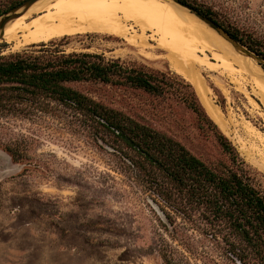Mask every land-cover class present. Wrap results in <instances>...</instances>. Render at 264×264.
<instances>
[{"label": "rangeland", "instance_id": "rangeland-1", "mask_svg": "<svg viewBox=\"0 0 264 264\" xmlns=\"http://www.w3.org/2000/svg\"><path fill=\"white\" fill-rule=\"evenodd\" d=\"M8 1L0 0V8ZM186 1L212 7L244 34L264 38V0ZM186 11L182 14L199 21ZM24 12L21 8L15 13ZM77 35L90 48L82 49L73 40L66 52L102 54L106 59L143 64L184 79L170 67L165 53L144 54L123 38L105 34L65 37ZM216 41L228 47L221 39ZM30 46L13 50L0 43V55ZM212 53L221 54L218 49ZM242 58L244 70L234 65V70L242 69L236 74L212 60L218 70L202 71L201 76L208 98L228 120L225 128L216 123L218 129L264 180V172L243 154L248 123L264 133V104L255 86L256 80L264 83V70L255 60ZM76 87L177 140L211 168L228 165L213 137L174 100L101 84ZM7 149L13 150L16 160ZM169 216L118 157L95 146L86 135L71 132L62 120L42 114L0 118V264H240L222 246L173 214Z\"/></svg>", "mask_w": 264, "mask_h": 264}, {"label": "trees", "instance_id": "trees-1", "mask_svg": "<svg viewBox=\"0 0 264 264\" xmlns=\"http://www.w3.org/2000/svg\"><path fill=\"white\" fill-rule=\"evenodd\" d=\"M23 1L9 0L0 8V17ZM179 1L264 59V38L244 34L212 7ZM73 40L82 49L90 48L77 35L0 55V118L42 114L62 120L71 132L86 135L95 146L118 157L167 216L173 214L198 230L240 264H264V180L207 115L195 87L143 64L85 51L66 52ZM98 84L131 88L183 105L199 128L213 137L228 165L211 168L177 140L76 87ZM7 150L16 160L13 150Z\"/></svg>", "mask_w": 264, "mask_h": 264}, {"label": "bare ground", "instance_id": "bare-ground-1", "mask_svg": "<svg viewBox=\"0 0 264 264\" xmlns=\"http://www.w3.org/2000/svg\"><path fill=\"white\" fill-rule=\"evenodd\" d=\"M165 1L171 5L162 0H39L4 26L0 22V43L17 50L65 36L96 33L121 37L144 54L147 51L153 56L165 53L174 72L195 87L210 117L225 128L228 120L208 98L201 72L218 70L212 62L215 60L219 66L236 74L243 69L240 62H244L243 56L239 57L238 52L211 29L231 50L219 44L216 40L220 39L214 38L204 22L199 20L198 23L182 14L187 11L177 4ZM213 49L220 50L221 54L212 53ZM234 65L242 69L234 70ZM255 86L260 88L258 96L264 104V83L256 80ZM244 129L247 140L243 154L248 156L250 164L264 172V133L249 123Z\"/></svg>", "mask_w": 264, "mask_h": 264}, {"label": "water", "instance_id": "water-1", "mask_svg": "<svg viewBox=\"0 0 264 264\" xmlns=\"http://www.w3.org/2000/svg\"><path fill=\"white\" fill-rule=\"evenodd\" d=\"M39 0H25L22 2L20 5L15 7L14 9L10 10L8 13L4 14L3 16L0 17V22L4 26L6 23H8L10 20L13 18H16L19 16V14H16L15 12L18 11L19 9L23 8L24 11L26 12L28 8H30L33 4H35ZM172 2L182 6L186 10H188L191 14H193L196 18L204 22L210 29L213 31L217 32L219 35H221L236 51H238L240 54H242L245 57H248L250 59L255 60L259 66L264 65V59L251 51H249L246 47L241 45L239 42L235 41L232 39L223 29H221L217 24L212 22L210 19L207 17H204L203 15L195 12L185 4L181 3L179 0H171ZM12 15H9L11 14ZM264 70V69H263Z\"/></svg>", "mask_w": 264, "mask_h": 264}]
</instances>
